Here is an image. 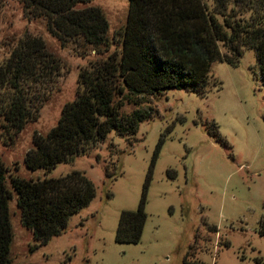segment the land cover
Listing matches in <instances>:
<instances>
[{"label":"rangeland","instance_id":"obj_1","mask_svg":"<svg viewBox=\"0 0 264 264\" xmlns=\"http://www.w3.org/2000/svg\"><path fill=\"white\" fill-rule=\"evenodd\" d=\"M203 1L214 8L212 0ZM87 6L98 7L108 23L105 52L96 53L80 39L61 46L42 18L24 17L20 1L0 0V63L24 34L40 37L60 62L59 75L37 103L36 119L27 121L12 142L0 130V161L11 192L9 264H264V236L256 232L264 214V86L251 48L243 49L235 65L214 60L200 92L170 88L137 98L125 92L121 114L152 109L132 136L111 130L94 147L48 172L25 167L33 135L44 136L63 104L75 98L79 71L120 50L118 31L125 24L128 0H88L75 8ZM218 47L230 56L220 43ZM160 139L140 239L116 243L119 214L136 208ZM71 171L91 181L93 198L68 217L62 233L30 251L35 242L20 224L8 176L35 180Z\"/></svg>","mask_w":264,"mask_h":264},{"label":"trees","instance_id":"obj_2","mask_svg":"<svg viewBox=\"0 0 264 264\" xmlns=\"http://www.w3.org/2000/svg\"><path fill=\"white\" fill-rule=\"evenodd\" d=\"M18 1L24 17L42 18L48 34L61 46L80 39L96 53L107 51L108 23L102 11L95 6L75 8L88 0ZM212 1L210 10L203 0H128L125 24L118 31L120 50L79 71L75 98L63 104L56 124L44 136L33 135L32 147L23 157L25 167L48 172L94 147L111 130L132 136L138 123L151 117L152 109L121 114L125 92L134 98L170 88L200 92L210 64L219 59L235 65L243 49L254 51L256 75L264 86V0ZM218 43L230 56L220 53ZM59 70V60L47 51L43 40L29 34L19 38L0 63V130L9 142L27 121L36 119L37 103ZM162 141L152 153L136 208L119 214L116 243L140 239L146 218L145 193ZM5 172L0 161V264L10 263L7 203L11 192L4 183ZM105 174L109 178L107 170ZM8 180L20 224L35 242L30 251L62 233L68 217L86 206L95 193L91 181L79 171L35 180L10 175ZM256 232L264 236V214Z\"/></svg>","mask_w":264,"mask_h":264}]
</instances>
